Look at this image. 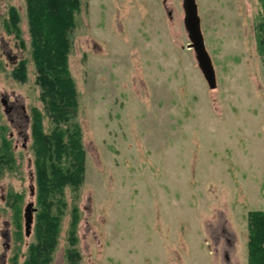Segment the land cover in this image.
<instances>
[{
	"label": "rangeland",
	"instance_id": "obj_1",
	"mask_svg": "<svg viewBox=\"0 0 264 264\" xmlns=\"http://www.w3.org/2000/svg\"><path fill=\"white\" fill-rule=\"evenodd\" d=\"M216 74L190 49L183 0H81L69 68L78 92L86 171L65 189L51 264H248V214L264 211L262 0H195ZM10 7L20 38L6 30ZM27 62V78L12 72ZM25 0H0V264H23L39 211L31 114L43 111ZM44 129H52L45 117ZM34 191V195H32ZM19 201H16L15 196Z\"/></svg>",
	"mask_w": 264,
	"mask_h": 264
},
{
	"label": "trees",
	"instance_id": "obj_2",
	"mask_svg": "<svg viewBox=\"0 0 264 264\" xmlns=\"http://www.w3.org/2000/svg\"><path fill=\"white\" fill-rule=\"evenodd\" d=\"M30 37V55L37 73L43 111L32 108L31 135L34 153L35 180L37 185V209L35 242L28 247L23 264H51L60 234V222L65 189L80 188L86 171V153L80 125L75 121L79 108L76 84L69 68L71 35L76 27V15L81 0H25ZM263 13L256 26L259 53L264 55V0ZM20 16L10 7L6 30L15 33L24 45L19 30ZM14 79L25 81L27 62L21 60L12 72ZM47 118L52 129L46 132L43 120ZM9 140L0 145V178L14 164ZM19 201L18 196L15 197ZM78 215L73 213L69 233L67 264H76L75 227ZM248 264H264V211L248 214Z\"/></svg>",
	"mask_w": 264,
	"mask_h": 264
},
{
	"label": "water",
	"instance_id": "obj_3",
	"mask_svg": "<svg viewBox=\"0 0 264 264\" xmlns=\"http://www.w3.org/2000/svg\"><path fill=\"white\" fill-rule=\"evenodd\" d=\"M183 8L185 12V25L190 38L188 47L194 50L198 66L205 80L207 81L209 87L214 89L217 86L216 74L211 57L205 47L197 3L195 0H183ZM32 195H34V191H32ZM36 212L37 208L32 204L25 209V228L27 236L31 234L33 214Z\"/></svg>",
	"mask_w": 264,
	"mask_h": 264
}]
</instances>
